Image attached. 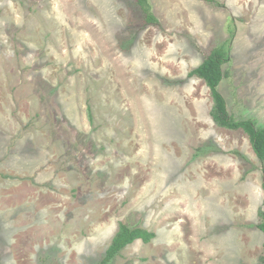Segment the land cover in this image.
<instances>
[{"label": "rangeland", "instance_id": "obj_1", "mask_svg": "<svg viewBox=\"0 0 264 264\" xmlns=\"http://www.w3.org/2000/svg\"><path fill=\"white\" fill-rule=\"evenodd\" d=\"M0 0V264H264L262 163L188 73L264 128V0ZM92 114V119L89 115Z\"/></svg>", "mask_w": 264, "mask_h": 264}, {"label": "trees", "instance_id": "obj_2", "mask_svg": "<svg viewBox=\"0 0 264 264\" xmlns=\"http://www.w3.org/2000/svg\"><path fill=\"white\" fill-rule=\"evenodd\" d=\"M149 1L150 0H137L144 15L145 26H160V22L151 11L152 6ZM200 1L204 2L210 9L224 8V5L218 0ZM231 37L233 38V35ZM232 38L224 44L214 48L198 67L188 73V78L197 77L205 82L213 103L210 114L218 127L230 131L242 130L248 136L255 155L263 165L262 172L264 176V128H258L256 123L251 119H236L230 113L226 99L219 90L221 83L226 77L224 66L231 61ZM89 117L92 119L91 113ZM262 187L264 192V182ZM259 217L261 220L258 224V228L264 233V199L263 207L259 211ZM155 237L156 235L152 231L121 224L99 264H110L122 250L136 240H142L145 244H148ZM262 261L264 263V258Z\"/></svg>", "mask_w": 264, "mask_h": 264}]
</instances>
